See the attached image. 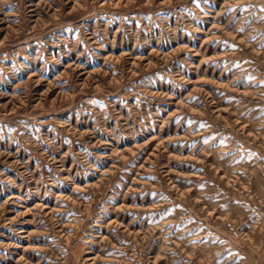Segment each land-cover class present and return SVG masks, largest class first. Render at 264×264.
I'll return each mask as SVG.
<instances>
[{"label":"rangeland","instance_id":"obj_1","mask_svg":"<svg viewBox=\"0 0 264 264\" xmlns=\"http://www.w3.org/2000/svg\"><path fill=\"white\" fill-rule=\"evenodd\" d=\"M0 264H264V0H0Z\"/></svg>","mask_w":264,"mask_h":264}]
</instances>
